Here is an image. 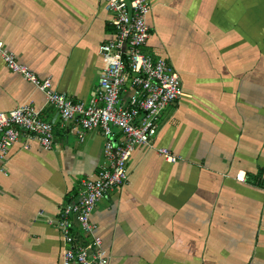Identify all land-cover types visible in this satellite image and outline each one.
I'll return each instance as SVG.
<instances>
[{"label": "crops", "instance_id": "1", "mask_svg": "<svg viewBox=\"0 0 264 264\" xmlns=\"http://www.w3.org/2000/svg\"><path fill=\"white\" fill-rule=\"evenodd\" d=\"M149 2L144 52L174 67L187 96L95 208L109 264H264V0ZM110 21L102 0H0L5 48L76 101L89 100L105 67ZM23 103L53 124L54 143L47 151L22 136L0 162V264H61L53 223L80 180L108 163L105 138L95 129L81 141L0 54V111Z\"/></svg>", "mask_w": 264, "mask_h": 264}, {"label": "built area", "instance_id": "2", "mask_svg": "<svg viewBox=\"0 0 264 264\" xmlns=\"http://www.w3.org/2000/svg\"><path fill=\"white\" fill-rule=\"evenodd\" d=\"M102 1L104 9L111 14L113 36L100 50L105 67L87 101H76L53 90L50 78H38L27 66L17 62L0 41V54L8 69L43 92L61 121L74 122L81 141L95 129L105 138L103 155L108 163L94 176L80 180L76 196L63 203L53 223L64 242L61 264H109L102 239L96 234L97 227L91 221L95 208L110 191L125 185L133 151L137 147L152 146L161 114L187 96L174 67L144 52L150 35L149 0ZM114 129L123 138L119 142L114 140ZM22 136L36 141L44 150L53 148L54 126L31 103L0 111V162ZM23 148L27 149L28 145ZM158 152L169 163L180 160L166 148ZM0 171L6 173L3 166Z\"/></svg>", "mask_w": 264, "mask_h": 264}]
</instances>
